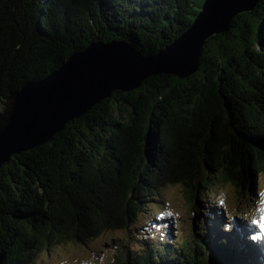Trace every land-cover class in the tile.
Masks as SVG:
<instances>
[{
  "label": "trees",
  "instance_id": "trees-1",
  "mask_svg": "<svg viewBox=\"0 0 264 264\" xmlns=\"http://www.w3.org/2000/svg\"><path fill=\"white\" fill-rule=\"evenodd\" d=\"M203 1L0 0V93L38 81L95 40L129 41L154 54L192 23ZM262 173L259 0L208 38L194 73L154 74L135 89L115 90L1 165L0 264H31L55 243L137 229L136 214L170 183L190 193L192 238L177 243L162 218L149 240L113 246L111 264H264V246L249 231L217 206H200L213 181H233L245 199Z\"/></svg>",
  "mask_w": 264,
  "mask_h": 264
},
{
  "label": "water",
  "instance_id": "water-1",
  "mask_svg": "<svg viewBox=\"0 0 264 264\" xmlns=\"http://www.w3.org/2000/svg\"><path fill=\"white\" fill-rule=\"evenodd\" d=\"M258 1L204 0L192 23L154 54L138 52L129 41L95 40L38 81L6 96L0 93V167L13 153L47 141L115 90L135 89L154 74L183 78L194 73L208 38L227 32L233 17Z\"/></svg>",
  "mask_w": 264,
  "mask_h": 264
},
{
  "label": "rangeland",
  "instance_id": "rangeland-1",
  "mask_svg": "<svg viewBox=\"0 0 264 264\" xmlns=\"http://www.w3.org/2000/svg\"><path fill=\"white\" fill-rule=\"evenodd\" d=\"M237 189L231 180H215L205 189L208 197L203 198L200 206L205 204L206 209L212 208V205L219 207L224 216L234 218L247 231L254 230L264 245V227L258 222L262 215L261 209H264V173L257 176L256 190L251 191L248 198H241ZM145 204V209H141L134 220L137 229L133 225L126 230H105L86 243H55L38 254L31 264H111L113 246L128 244L136 247L140 244L138 240H149L148 232L157 230V222L162 218L173 224L172 233L175 237L178 235L175 238L177 243L185 237L192 238L191 225L195 223L197 214L192 212L190 193L181 183L165 185L159 194L147 199ZM226 228L230 229L231 226ZM156 233L153 237H156Z\"/></svg>",
  "mask_w": 264,
  "mask_h": 264
},
{
  "label": "snow or ice",
  "instance_id": "snow-or-ice-1",
  "mask_svg": "<svg viewBox=\"0 0 264 264\" xmlns=\"http://www.w3.org/2000/svg\"><path fill=\"white\" fill-rule=\"evenodd\" d=\"M262 203H264V202H262ZM261 213H262L261 219L258 222L261 224V227H264V209H261Z\"/></svg>",
  "mask_w": 264,
  "mask_h": 264
},
{
  "label": "bare ground",
  "instance_id": "bare-ground-1",
  "mask_svg": "<svg viewBox=\"0 0 264 264\" xmlns=\"http://www.w3.org/2000/svg\"><path fill=\"white\" fill-rule=\"evenodd\" d=\"M217 208H219V207H217ZM161 225H162V224H161ZM240 227H242V226H241V224L239 223L238 226H237V228H240Z\"/></svg>",
  "mask_w": 264,
  "mask_h": 264
},
{
  "label": "flooded vegetation",
  "instance_id": "flooded-vegetation-1",
  "mask_svg": "<svg viewBox=\"0 0 264 264\" xmlns=\"http://www.w3.org/2000/svg\"><path fill=\"white\" fill-rule=\"evenodd\" d=\"M194 19V18H193Z\"/></svg>",
  "mask_w": 264,
  "mask_h": 264
}]
</instances>
